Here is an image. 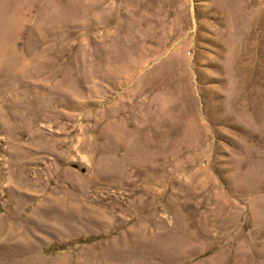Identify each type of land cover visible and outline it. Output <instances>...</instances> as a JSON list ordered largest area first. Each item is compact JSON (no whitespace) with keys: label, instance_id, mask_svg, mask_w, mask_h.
I'll return each instance as SVG.
<instances>
[{"label":"rangeland","instance_id":"1","mask_svg":"<svg viewBox=\"0 0 264 264\" xmlns=\"http://www.w3.org/2000/svg\"><path fill=\"white\" fill-rule=\"evenodd\" d=\"M0 264H264V0H0Z\"/></svg>","mask_w":264,"mask_h":264}]
</instances>
